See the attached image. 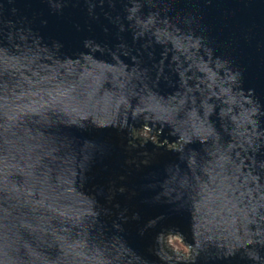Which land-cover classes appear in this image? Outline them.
Wrapping results in <instances>:
<instances>
[{"label": "water", "instance_id": "95a60500", "mask_svg": "<svg viewBox=\"0 0 264 264\" xmlns=\"http://www.w3.org/2000/svg\"><path fill=\"white\" fill-rule=\"evenodd\" d=\"M0 264H264V0H0Z\"/></svg>", "mask_w": 264, "mask_h": 264}, {"label": "rangeland", "instance_id": "374dc122", "mask_svg": "<svg viewBox=\"0 0 264 264\" xmlns=\"http://www.w3.org/2000/svg\"><path fill=\"white\" fill-rule=\"evenodd\" d=\"M134 138L139 139L143 142H148L156 138L155 133L151 134L148 128H142L138 131L134 132ZM164 146V145H160ZM172 148V147H171ZM168 249L176 254L182 255L184 257H188L190 250L185 246L184 242L180 237L172 236L167 239Z\"/></svg>", "mask_w": 264, "mask_h": 264}, {"label": "bare ground", "instance_id": "6f19581e", "mask_svg": "<svg viewBox=\"0 0 264 264\" xmlns=\"http://www.w3.org/2000/svg\"><path fill=\"white\" fill-rule=\"evenodd\" d=\"M150 131V130H149ZM151 132V131H150ZM151 134H153V133H151ZM181 239V238H180ZM183 241V240H182Z\"/></svg>", "mask_w": 264, "mask_h": 264}, {"label": "clouds", "instance_id": "9594fccd", "mask_svg": "<svg viewBox=\"0 0 264 264\" xmlns=\"http://www.w3.org/2000/svg\"><path fill=\"white\" fill-rule=\"evenodd\" d=\"M139 140V139H138Z\"/></svg>", "mask_w": 264, "mask_h": 264}]
</instances>
